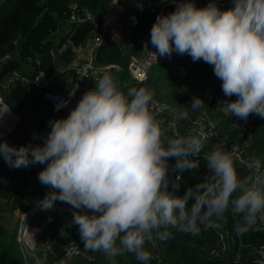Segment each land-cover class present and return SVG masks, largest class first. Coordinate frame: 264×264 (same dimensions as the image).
<instances>
[{
	"label": "clouds",
	"instance_id": "obj_1",
	"mask_svg": "<svg viewBox=\"0 0 264 264\" xmlns=\"http://www.w3.org/2000/svg\"><path fill=\"white\" fill-rule=\"evenodd\" d=\"M171 2L175 11L158 15L150 30L159 56L175 51L193 62L203 60L213 66L224 95L237 97L224 102L226 113L245 121L252 114L264 119V0H233L227 10L216 0L204 8L192 0ZM155 103L149 90L125 92L105 74L67 118L49 122L51 131L42 146L16 148L0 142V157L12 169L47 164L38 179L59 192L50 193L39 206L48 210L59 200L91 211L74 212L72 223L79 226L84 249L109 260L127 253L149 264L154 257L146 244L173 238L170 229L192 236L220 229L229 211L240 218L233 226L238 237L259 231L257 225L264 224L261 159H243L239 145L228 150L217 145L205 153L203 130L187 136L177 130V121L188 112L162 127ZM204 106L202 99L193 98L192 111ZM201 152L208 168L203 182L180 197L177 176L169 191V159H175L174 171L196 170ZM238 163L248 175L238 174ZM190 200L194 203L189 207Z\"/></svg>",
	"mask_w": 264,
	"mask_h": 264
},
{
	"label": "built area",
	"instance_id": "obj_2",
	"mask_svg": "<svg viewBox=\"0 0 264 264\" xmlns=\"http://www.w3.org/2000/svg\"><path fill=\"white\" fill-rule=\"evenodd\" d=\"M114 2L115 0H108L98 19H95V17L87 9L81 8L77 2L74 1L69 3V16L66 21L71 26V30L74 25L81 24L85 21L92 22L95 26L92 36L90 37L87 44L88 55H86V59L79 64L72 62L71 65H64L62 67V71L60 72L57 70V68H54L52 73H50L52 69L49 71L42 69L40 62L41 57H37L35 60L26 61L32 65L31 69L33 72L31 74H27L22 69L9 72L4 77L3 81L0 82V117L5 116L8 112L12 114L8 104L10 102L9 96L11 91L17 86H23L27 88L35 87L37 89H41V98L49 106L51 115L54 117L61 114L63 119L68 117L71 110L77 106V103L80 101L83 94L87 91L93 90L95 88L96 81L101 78L103 68L97 65L96 52L106 44L116 43L115 39L109 35V30L111 28L116 6V3ZM208 3L209 1L202 4H194L197 8H204L208 5ZM216 3L222 10H227L233 7V0H216ZM174 5V3L168 0H138L136 9L145 8L151 14H162L166 7ZM144 40L147 42V49H144L146 44ZM134 47H139L140 51L138 55L129 56L127 62L129 83L125 85L123 91L126 92L130 88H145L151 92L147 86L149 74L153 68L161 64V57L157 53V49L151 45L150 38L138 37L135 42L129 41V48L132 50ZM60 52L61 51H59L56 46L51 45L48 55L53 63H57L60 60L59 56L64 51L62 53ZM154 53H157V58ZM10 60H12L10 55L0 58V71L2 70V66ZM211 68H213V66H211ZM54 71H56V73H54ZM66 72L69 74L67 75ZM57 75L66 76V92L57 91L47 86L54 76ZM218 82L222 83L220 79H218ZM154 100L156 102L154 111L158 113V119L162 121V127H167V123L173 120L174 116L183 112L179 107H175L158 100L156 96H154ZM13 116L16 117L17 115L15 116L14 114ZM255 120V114L250 115L246 121L240 119L239 117L231 116L230 123L233 129H236L243 134H247ZM19 121L20 120H15L14 122L10 121L7 123L4 118L0 119V139L9 135L8 132L12 131L13 128L15 129V126L17 123H19ZM178 124L179 120L177 121V130L182 135ZM192 125L196 129V133L203 130V132L206 134L204 146L211 140L218 139L220 136V128L218 123L209 119L206 115L195 117L194 120H192ZM50 131L51 125L49 127H43V120L40 117H33L29 120V126L25 134L30 138L33 144L42 146L44 143V138ZM168 133L172 135L171 131ZM34 135L36 136V139H33ZM233 145L236 144L233 142L229 143L227 150ZM240 150L242 153V158L247 160L249 157L241 148ZM195 159L199 160L200 165L198 169H200V158L198 157ZM46 167L47 164H43L36 168L33 173L27 169L29 172V180L36 183L35 193L33 196L32 205L20 212L16 227L18 249L25 261L34 258L36 252V241L41 234L38 228L32 226L35 217L40 211L44 210L39 206V203L43 201L50 193L57 192V189H53L47 185H42L38 179L39 172L43 171ZM173 167L174 165L170 166L169 181L174 180L176 182V177L180 176L181 182L182 173L174 171ZM236 167L240 176L242 175V171L248 172L247 168L240 165L239 163ZM169 191H171V185ZM257 227L264 230V224H258ZM149 245L150 251L154 257L151 261H149V264H164L165 262L164 258L162 257V249L159 242L155 241L153 244ZM234 247L235 239L233 234L228 230L221 228L217 232L215 244L209 246L206 259L222 260L225 264H242L243 262L241 252L245 251L246 247L243 245H239L237 249ZM249 254V259H258L260 261H264V246L259 248H249ZM76 261H79V264H95L99 262V257L86 253L78 243L70 240L63 246L61 253L53 258L50 264H74Z\"/></svg>",
	"mask_w": 264,
	"mask_h": 264
},
{
	"label": "trees",
	"instance_id": "obj_3",
	"mask_svg": "<svg viewBox=\"0 0 264 264\" xmlns=\"http://www.w3.org/2000/svg\"><path fill=\"white\" fill-rule=\"evenodd\" d=\"M77 2L81 8H85L98 19L105 8L108 0H1L0 1V58L10 55L12 60L6 62L0 71V82L4 77L13 70L21 69L23 63L28 60H35L41 57V68L46 70L51 66V60L48 55L51 48L49 38L57 32L59 23L67 20L69 16L68 5L71 2ZM193 3L202 4L209 0H192ZM175 11L174 6L165 8L162 14H151L147 9L140 8L129 16L128 28L130 31L129 38L136 41L138 37L150 38V30L156 21L158 15H168ZM94 24L85 21L81 24L74 25L72 30L66 35L61 43L69 40L74 47L83 44L89 35L94 31ZM145 43L146 40H144ZM103 51L104 62L120 64L127 69V62L130 55H138L140 48L134 47L127 56L122 57L120 51L113 44H106L101 48ZM71 49H66L60 54L59 59L64 63L72 60ZM164 66L161 64L151 70ZM202 66L201 61L193 62L191 57L186 59L179 58L177 61L178 79L180 85L182 79L194 70L195 67ZM150 72V73H151ZM150 75V74H149ZM127 80H128V76ZM129 82L127 81V84ZM123 85V84H122ZM120 84V86H122ZM1 90V87H0ZM41 89L35 87L17 86L10 93L9 109L12 113L19 116L20 121L16 125V131L7 137L0 139V142L6 141L9 145L19 148L33 144L25 134L28 121L33 117H39L40 113L47 108V104L41 98ZM182 104L188 111L192 110V94L184 92ZM237 99L235 95L228 97L229 102ZM227 102V101H225ZM259 116L256 115V120ZM264 124V123H263ZM14 129V130H15ZM171 136V135H170ZM169 165L175 164V159L170 158ZM39 164L27 168L12 169L2 157H0V197L8 198L12 201V210L17 208L29 207L33 203V197L30 202H26V191L30 187L29 169L32 173ZM208 174L207 165L201 163V168L196 170H185L182 172V181L188 180L197 185L203 182L204 177ZM182 185V183H181ZM170 188V187H169ZM186 192V191H185ZM183 193V195L185 194ZM34 196V195H33ZM194 200L189 201V207ZM24 208V209H25ZM239 217H233L231 212L225 214V219L221 222L222 227L233 234L235 239V249L239 245L246 247L241 252L242 262L248 260L249 248H259L264 246V230L253 231L238 237L233 231V226L239 221ZM203 228V226H201ZM220 228V229H221ZM220 229H208L201 231L200 235L192 236L177 232L170 229L173 238L167 241H161L163 245L164 262L167 264H225L222 260L204 259L198 253V250L215 244L217 232ZM8 242V243H7ZM11 240L6 239L5 230L0 227V246L9 244ZM129 261L117 262L114 264H141L132 254H128ZM98 264V263H95ZM104 264V263H103ZM107 264V263H106Z\"/></svg>",
	"mask_w": 264,
	"mask_h": 264
},
{
	"label": "crops",
	"instance_id": "obj_4",
	"mask_svg": "<svg viewBox=\"0 0 264 264\" xmlns=\"http://www.w3.org/2000/svg\"><path fill=\"white\" fill-rule=\"evenodd\" d=\"M168 1L171 2V0ZM137 4L138 0H118L115 6L109 35L115 39L116 43L113 45L120 51L123 58L124 56H127L129 52H131V49L129 48V41L131 40L129 38L130 31L128 28V23L131 13L138 10L136 9ZM70 31L71 26L66 20H62L59 23L57 32H55L49 38L51 44L56 46L57 49L61 51L60 53L69 48L73 53V58L71 61H69V63H64L61 60H59L57 63H53L50 58L51 66L46 69L48 71L52 69L50 73H52L54 68H57V70L60 72L62 71V67L64 65H71L72 62L78 64L82 63L86 59V55H88L87 44L90 37L92 36V33L83 44L79 45L78 47H74L69 40L61 43L62 39L68 35ZM187 57L190 56L187 54L180 55L175 51L170 57H161L164 66L162 65L150 73L147 82L148 88L154 94V91L157 90L156 87L158 86L160 100L169 104L174 103L173 105H176L182 111L188 112V117L186 119L179 120L178 126L182 135L187 136L196 133V129L192 125V120H194V118L197 116L206 115L209 119L218 123L220 128V136L218 139L211 140L204 146L205 153L211 151L213 147L217 145H220L225 150H227L228 144L233 142L236 145H239V147L248 157L256 156L260 158L262 164H264V119L257 117V120H255L254 124H252L247 134H243L240 131L233 129L230 123L231 114L226 113L223 108L224 102L229 101L228 97L225 96L222 91V83L218 82L211 65L205 63L203 60H200L202 66L195 67L194 70L188 74V76L182 79L180 85H178L176 82V79H178L177 61L179 58L186 59ZM102 58L103 51H101L100 48L96 52V62L99 67L103 68L101 77L105 74L110 75L119 85L123 84L121 86V89L123 90L128 81L126 77L128 76L127 69L120 64L104 62ZM31 67L32 65H30L28 62H24L21 69L27 74H31L33 72ZM54 73H56V71H54ZM66 73L67 75L69 74L68 72ZM65 80V75H57L54 76L47 86L57 91L66 92L67 85L65 84ZM166 88H169V95L172 94L174 98L177 99L176 102L172 103L166 97ZM184 92H190L193 98L199 97L202 99L205 106L197 111H188L182 104L183 97H181V95L183 96ZM46 110L49 111V114L46 116V118L39 116L43 120V127H49L50 121L63 119L61 114L54 117L51 116L48 105ZM168 135L170 134L168 133ZM199 158L201 163L206 164V161L203 160V152H201ZM40 166L41 164H39L37 168ZM241 174V177H243L249 173L242 171ZM29 182L30 187L26 191L25 200L27 203L32 199L36 187V183L34 181L29 180ZM195 186L196 185L194 183H191L188 180H183L180 182V189L176 195L183 197V193L187 191L188 188H194ZM58 192L59 190H57V193ZM11 207L12 201L10 199L0 197V227L5 230L6 239L8 241L11 240L13 244L12 246H9V242V244H2V246H0V264H50L53 258L61 253L63 246L70 240L78 243L86 253L98 256V264H114L117 262L124 263L125 261H129V256L127 253L122 256H117L113 260H109L101 252L85 250L84 242L80 237L79 226L72 223L73 213L87 212L89 215H91V211L86 209H74L69 204L59 200L54 202V206L51 209L40 211L33 220L32 226L38 228L41 234L36 241V252L34 258L25 261L19 252L16 238L18 217L20 212L24 210L25 205H23L22 208H17L15 210H12ZM158 242L161 245V249L163 250L162 242ZM145 247L150 251L149 244H146ZM208 250L209 247H204L199 249L198 253L202 258L206 259ZM162 257L164 258L163 252ZM247 257L249 259L250 254ZM79 263V261H76L74 264Z\"/></svg>",
	"mask_w": 264,
	"mask_h": 264
},
{
	"label": "rangeland",
	"instance_id": "obj_5",
	"mask_svg": "<svg viewBox=\"0 0 264 264\" xmlns=\"http://www.w3.org/2000/svg\"><path fill=\"white\" fill-rule=\"evenodd\" d=\"M156 89L157 90H155L154 91V94L157 96V98H159L160 97V94H159V92H158V86L156 87ZM152 92V91H151ZM153 93V92H152ZM154 95V96H155ZM169 88H166V97L173 103V102H176L177 101V99H175L174 98V96L172 95V94H170L169 96ZM158 100H160V98L158 99ZM160 101H162V100H160ZM163 102V101H162ZM167 104H169V103H167ZM174 104V103H173ZM173 104H169V105H172V106H175V107H177L176 105H173ZM12 113V112H11ZM13 115H14V113H12ZM48 114H49V111L48 110H46L45 109V111L43 110L41 113H40V115L39 116H42V117H45L46 118V116H48ZM50 115H51V113H50ZM15 116H16V114H15ZM18 116V115H17ZM16 116V120L18 121V120H20V118H18ZM52 116V115H51ZM5 117V120L8 122V120H9V117H7V116H4ZM18 124V123H17ZM16 124V125H17ZM28 126H29V121H28V124H27V126H26V129L25 130H27V128H28ZM16 127V126H15ZM13 130H14V128H13ZM12 130V131H13ZM12 131H9L8 132V134H12L13 132H15L16 131V129L12 132ZM7 137V136H6ZM5 138V137H4Z\"/></svg>",
	"mask_w": 264,
	"mask_h": 264
},
{
	"label": "water",
	"instance_id": "obj_6",
	"mask_svg": "<svg viewBox=\"0 0 264 264\" xmlns=\"http://www.w3.org/2000/svg\"><path fill=\"white\" fill-rule=\"evenodd\" d=\"M174 183H176L174 180L170 181V185L174 184ZM258 261H260V260H258V259H248L245 262H243L242 264H256V262H258Z\"/></svg>",
	"mask_w": 264,
	"mask_h": 264
},
{
	"label": "bare ground",
	"instance_id": "obj_7",
	"mask_svg": "<svg viewBox=\"0 0 264 264\" xmlns=\"http://www.w3.org/2000/svg\"><path fill=\"white\" fill-rule=\"evenodd\" d=\"M67 34V33H66ZM5 116H7V117H9V120H8V122H14L15 120H16V117H14L12 114H10L9 112L5 115ZM2 118H4L5 119V117L4 116H2V117H0V119H2ZM7 122V121H6ZM7 122V123H8ZM2 129V128H1Z\"/></svg>",
	"mask_w": 264,
	"mask_h": 264
}]
</instances>
